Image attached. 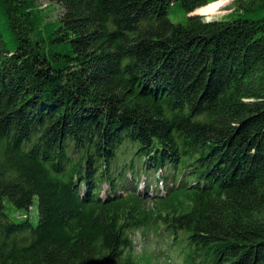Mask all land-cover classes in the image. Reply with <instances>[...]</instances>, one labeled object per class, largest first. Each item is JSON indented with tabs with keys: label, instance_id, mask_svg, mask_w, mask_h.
I'll return each mask as SVG.
<instances>
[{
	"label": "trees",
	"instance_id": "obj_1",
	"mask_svg": "<svg viewBox=\"0 0 264 264\" xmlns=\"http://www.w3.org/2000/svg\"><path fill=\"white\" fill-rule=\"evenodd\" d=\"M218 1L0 0V264H264V0Z\"/></svg>",
	"mask_w": 264,
	"mask_h": 264
},
{
	"label": "rangeland",
	"instance_id": "obj_2",
	"mask_svg": "<svg viewBox=\"0 0 264 264\" xmlns=\"http://www.w3.org/2000/svg\"><path fill=\"white\" fill-rule=\"evenodd\" d=\"M220 1H222V5L213 14L198 13L199 10L196 13L207 19L224 16L229 13L227 8L231 0ZM133 243L135 245V251L139 254H154L158 264H166L168 259H170L171 264H181L179 252L176 249L170 248L168 242L164 241L162 236H157L152 231L136 232L133 235Z\"/></svg>",
	"mask_w": 264,
	"mask_h": 264
},
{
	"label": "bare ground",
	"instance_id": "obj_3",
	"mask_svg": "<svg viewBox=\"0 0 264 264\" xmlns=\"http://www.w3.org/2000/svg\"><path fill=\"white\" fill-rule=\"evenodd\" d=\"M222 5V1H218L216 3L210 4L206 7H203L201 9H199L198 13H204L207 15L213 14L216 10H218V8Z\"/></svg>",
	"mask_w": 264,
	"mask_h": 264
}]
</instances>
